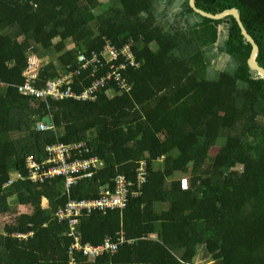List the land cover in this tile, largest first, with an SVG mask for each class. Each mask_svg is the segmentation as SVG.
Masks as SVG:
<instances>
[{
  "label": "trees",
  "instance_id": "trees-1",
  "mask_svg": "<svg viewBox=\"0 0 264 264\" xmlns=\"http://www.w3.org/2000/svg\"><path fill=\"white\" fill-rule=\"evenodd\" d=\"M156 1L0 0V215L12 217L0 230V264H193L198 249L209 264H264V85L248 71L251 45L231 15L206 18L188 0H164L159 11ZM195 5L210 13L235 7L264 68V0ZM126 44L131 64L109 57L107 45ZM51 52L36 87L79 69L70 86L80 93L110 76L92 99L21 94L14 85L31 55ZM215 53L238 64L210 77ZM92 54L98 63L82 67ZM45 116L51 127L40 130ZM78 140L103 164L71 186L70 198H95L118 174L133 180L140 160L147 180L122 209L79 218L82 242L116 241L121 231L116 251L91 258L74 250L70 261L72 239L53 217L67 200L62 179L5 184L11 172L25 173L26 154L40 158L45 144Z\"/></svg>",
  "mask_w": 264,
  "mask_h": 264
},
{
  "label": "built area",
  "instance_id": "built-area-1",
  "mask_svg": "<svg viewBox=\"0 0 264 264\" xmlns=\"http://www.w3.org/2000/svg\"><path fill=\"white\" fill-rule=\"evenodd\" d=\"M106 49L110 58H116L121 55L126 61L131 64L133 56L129 50V45H124L120 51L116 50L111 45H107ZM83 60V55L79 56ZM82 67L87 66L88 63H98L99 59L96 54H92L89 59H85ZM125 63H119L117 69L125 68ZM79 74V69L70 71L67 74L59 76L54 79H49L45 82L43 87L34 86L35 78L29 76V79L23 80L22 83L15 84L17 90L27 96L34 98H63L73 97L75 99L86 100L92 97V92L101 84L104 83L107 77L102 76L96 79L92 84L80 93H74L71 86V76ZM116 74L115 76H117ZM6 85V84H5ZM122 86H126L125 82L121 81ZM62 86H64L62 88ZM128 89L129 87H124ZM40 130L47 129L46 123L38 122L36 124ZM90 147L85 140H78L70 143L53 142L44 145L43 152L40 158L33 153L25 155L23 160V169L25 173L13 171L10 173V178L5 185L21 179L28 180L33 183L42 184L47 179L61 178L64 193L67 194V200L61 206H58L54 212L53 217L58 222L66 224V234L72 239L67 246L70 261L74 257L72 253L74 250L82 253L85 256L96 257L104 253H114L117 245L124 241L123 233L120 231L119 238L116 241H111V238L105 237L100 244H92L90 242H82L77 231V224L79 218L84 214H89L92 211H100L105 213L113 209H122L126 206L129 199L136 198L141 194L143 185L147 180V165L145 160H140L135 168L134 179H128L124 174H118L112 179V185H104L100 189V193L95 198L89 199H72L69 196V190L73 184L79 179L92 176V174L102 166V160L96 155H87ZM163 156H160L162 158ZM183 181L186 178H182ZM30 234V233H27ZM26 233H16L17 236L25 237Z\"/></svg>",
  "mask_w": 264,
  "mask_h": 264
},
{
  "label": "rangeland",
  "instance_id": "rangeland-1",
  "mask_svg": "<svg viewBox=\"0 0 264 264\" xmlns=\"http://www.w3.org/2000/svg\"><path fill=\"white\" fill-rule=\"evenodd\" d=\"M105 0H99L100 3H104ZM157 5L159 6V11L162 9V7H164V0H157ZM103 5V4H102ZM173 17V13L171 11H168V13H166V19L171 20ZM222 24L219 25V28ZM221 35V34H220ZM221 38V37H220ZM71 44H68L67 48H71ZM32 57H30V64L29 67L26 71L23 72V75L25 76V79H29V76H33L34 78H36L37 73H38V69L40 68V66L46 64L51 58L55 57V55L51 52L50 55L47 56H38L35 54V56L32 54ZM209 61H210V66H209V76L211 77L214 72L216 70H222V69H231L233 68L235 65L238 64V61L231 58L230 56L224 55V54H213L211 57H208ZM222 139V138H221ZM220 140V139H219ZM218 140V141H219ZM217 149V146H214L211 148L210 152L211 154H213ZM180 174L177 175V177H179ZM183 176V175H181ZM12 217L10 216H4V215H0V230L2 229V226L9 222L11 220Z\"/></svg>",
  "mask_w": 264,
  "mask_h": 264
},
{
  "label": "water",
  "instance_id": "water-1",
  "mask_svg": "<svg viewBox=\"0 0 264 264\" xmlns=\"http://www.w3.org/2000/svg\"><path fill=\"white\" fill-rule=\"evenodd\" d=\"M188 4L194 12H197L200 15H202L206 18H209V19L219 20L226 15H231L235 19V21H236V23L240 29V33L242 34V36L244 37L246 42H248L251 45L250 53H249V56L247 58V66H248V71L250 73V76L251 77L253 75L259 76L262 79L263 85H264V68L262 66H260V64L256 60V55L258 53V45L254 41L252 36L244 28L243 23L240 19V15H239L238 10L235 7H230V8L223 9V10L216 12V13H210V12L204 11V10L196 7L195 0H188ZM220 28L222 29L223 33H226V31L223 29V25H221ZM42 121L44 123H46L48 126L51 125V119L49 116L43 117Z\"/></svg>",
  "mask_w": 264,
  "mask_h": 264
},
{
  "label": "crops",
  "instance_id": "crops-1",
  "mask_svg": "<svg viewBox=\"0 0 264 264\" xmlns=\"http://www.w3.org/2000/svg\"><path fill=\"white\" fill-rule=\"evenodd\" d=\"M46 203H47V200H44L43 206L46 205ZM151 236L153 237L154 235L152 234ZM137 251H138L140 257H142V258L147 257L149 255V252L145 249H141V250L137 249ZM209 261L210 260H208L207 256L204 254L203 250L198 249L197 255L193 260V264H201L200 262H202V264H209L211 262V261L210 262Z\"/></svg>",
  "mask_w": 264,
  "mask_h": 264
}]
</instances>
